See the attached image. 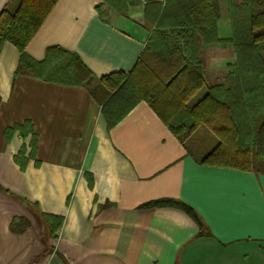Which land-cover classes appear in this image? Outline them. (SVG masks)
Instances as JSON below:
<instances>
[{
    "label": "crops",
    "instance_id": "obj_1",
    "mask_svg": "<svg viewBox=\"0 0 264 264\" xmlns=\"http://www.w3.org/2000/svg\"><path fill=\"white\" fill-rule=\"evenodd\" d=\"M18 2L0 0V13ZM218 2V34L232 31L229 0ZM145 3L124 16L103 0H58L46 16L26 53L71 51L89 83L18 72V48L3 44L0 264H264V174L202 163L216 135L201 125L182 142L145 100L109 126L99 82L133 69L150 36ZM204 44L206 83L189 105L235 61ZM164 198L197 210L203 234L181 209L144 206Z\"/></svg>",
    "mask_w": 264,
    "mask_h": 264
},
{
    "label": "trees",
    "instance_id": "obj_2",
    "mask_svg": "<svg viewBox=\"0 0 264 264\" xmlns=\"http://www.w3.org/2000/svg\"><path fill=\"white\" fill-rule=\"evenodd\" d=\"M56 2L19 0L14 9H4L0 13V53L3 44L11 42L20 52L18 72L68 84L89 83L93 74L77 54L55 47L46 61L38 62L25 51ZM103 2L129 15L130 0ZM219 9L218 0H146L144 25L150 36L130 72L101 79L102 108L113 126L145 100L182 142L201 125L216 135L219 141L202 163L264 174V0H229L231 37L218 34ZM202 40L208 45L232 44L235 61L228 65L224 82L210 84L189 105L206 83L199 47ZM144 206L181 209L203 234L202 217L183 200L164 198ZM54 219L53 231L61 222V218Z\"/></svg>",
    "mask_w": 264,
    "mask_h": 264
},
{
    "label": "rangeland",
    "instance_id": "obj_3",
    "mask_svg": "<svg viewBox=\"0 0 264 264\" xmlns=\"http://www.w3.org/2000/svg\"><path fill=\"white\" fill-rule=\"evenodd\" d=\"M222 24H223V22H222ZM231 33H232L231 29H220V33L219 34L221 36H229ZM205 45L206 44H204V46ZM208 47H210L212 49H217L218 52L222 54V57L219 58L221 60L222 64H225V62L231 60L228 57V55H229L228 53L229 52H230V54H232V53L234 54V49H232L233 48L232 44H227L226 46H221V45L210 46V45H208ZM203 53H204V51H203ZM202 58L206 62V57H205L204 54L202 55ZM233 58H234V56H233Z\"/></svg>",
    "mask_w": 264,
    "mask_h": 264
}]
</instances>
